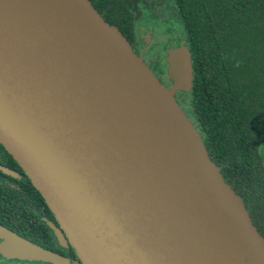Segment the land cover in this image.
<instances>
[{
    "label": "water",
    "instance_id": "water-1",
    "mask_svg": "<svg viewBox=\"0 0 264 264\" xmlns=\"http://www.w3.org/2000/svg\"><path fill=\"white\" fill-rule=\"evenodd\" d=\"M166 64L170 86L90 0H0V143L83 264H264V237L179 104L186 41ZM0 237V254L69 264L1 224Z\"/></svg>",
    "mask_w": 264,
    "mask_h": 264
},
{
    "label": "trees",
    "instance_id": "trees-1",
    "mask_svg": "<svg viewBox=\"0 0 264 264\" xmlns=\"http://www.w3.org/2000/svg\"><path fill=\"white\" fill-rule=\"evenodd\" d=\"M90 1L132 47H140L136 23L146 10L179 23L193 70L181 107L253 218L263 214L264 0ZM162 62L154 65L167 77Z\"/></svg>",
    "mask_w": 264,
    "mask_h": 264
},
{
    "label": "flooded vegetation",
    "instance_id": "flooded-vegetation-1",
    "mask_svg": "<svg viewBox=\"0 0 264 264\" xmlns=\"http://www.w3.org/2000/svg\"><path fill=\"white\" fill-rule=\"evenodd\" d=\"M133 49L139 55L138 49L140 50V47L133 46ZM144 61L146 62L145 57ZM263 149L264 147L262 148V155ZM250 216L264 237V213H258L254 218L250 213ZM0 224L36 245L67 259L69 264H83L43 196L1 143ZM4 242L5 239L0 237V248ZM0 264L51 263L0 254Z\"/></svg>",
    "mask_w": 264,
    "mask_h": 264
},
{
    "label": "rangeland",
    "instance_id": "rangeland-1",
    "mask_svg": "<svg viewBox=\"0 0 264 264\" xmlns=\"http://www.w3.org/2000/svg\"><path fill=\"white\" fill-rule=\"evenodd\" d=\"M166 17L168 18L167 15ZM136 24L140 43L139 55H142L143 59L145 57L148 66L163 80L164 84L169 85L167 77L160 75L154 64L158 59L163 61V64H166V49L176 48L185 41L181 37L179 23L164 21L152 11L146 10ZM141 45H144V48ZM183 110L185 109L183 108Z\"/></svg>",
    "mask_w": 264,
    "mask_h": 264
}]
</instances>
